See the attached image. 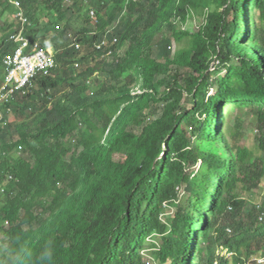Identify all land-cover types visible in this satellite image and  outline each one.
Wrapping results in <instances>:
<instances>
[{"label":"trees","instance_id":"1","mask_svg":"<svg viewBox=\"0 0 264 264\" xmlns=\"http://www.w3.org/2000/svg\"><path fill=\"white\" fill-rule=\"evenodd\" d=\"M20 2L28 36L60 66L0 123V264L264 257V136L259 158L240 120L224 129L233 106H256L264 128V0ZM13 12L0 0V68L15 51Z\"/></svg>","mask_w":264,"mask_h":264},{"label":"clouds","instance_id":"2","mask_svg":"<svg viewBox=\"0 0 264 264\" xmlns=\"http://www.w3.org/2000/svg\"><path fill=\"white\" fill-rule=\"evenodd\" d=\"M5 1L8 4H10L11 6H13V8H14V12L10 16V22L15 23V26L12 29V32L10 33L8 39H6V40L9 43L14 45L15 51H14V53L6 56L3 66L0 68V82H2L1 86H0V123L3 127L10 124L11 120L8 118V114H13V110L10 107V104L16 100V97L19 94H23V95L28 94L31 91V89L35 87L36 79L39 76L50 75L60 66V63L58 61V51L56 50L55 47H52V46L51 47H44L40 40H37V42L34 43L32 41V39L28 36L27 33H28V29H30V27H31V20L27 16L24 8L22 7L20 0H5ZM91 16L93 19H97V11L93 10L91 12ZM177 18L178 17H176V19ZM176 19H175L174 23H175V25H177V27L179 28L180 31L187 30L188 27L191 25V24H189L187 29L182 30L181 25L179 23H176ZM8 31H10L9 28H8ZM0 34H1L0 35V41H1V38L4 36V33H0ZM19 35H22L26 40H29L31 42L32 47L29 48V50L27 49V53H29V54L31 52H33L34 47L37 43H40L43 49L54 51L55 57L57 60V66L55 68L51 69V71L49 73H44V72L39 73L38 76H36L30 84H28L27 86H25L21 89L16 90L13 93H10L12 86L7 87V84L9 83V80H10V77L12 74L11 73L12 67L10 66L9 62L16 58L18 51H20L24 45L23 42L21 43V42H19V41L17 42L15 40V37L16 36L18 37ZM108 43H109L108 37H106L105 41L101 45L98 46L99 50H101ZM117 43H118V40H115L114 43L112 44V46H115ZM78 47L80 48L81 44H78ZM113 54H114V51L111 50L107 55L112 56ZM77 66L80 67V63H78ZM138 93H140V92H138ZM19 155H21V152L19 153ZM4 156H5V154H4ZM258 258H260V257H258Z\"/></svg>","mask_w":264,"mask_h":264},{"label":"rangeland","instance_id":"3","mask_svg":"<svg viewBox=\"0 0 264 264\" xmlns=\"http://www.w3.org/2000/svg\"><path fill=\"white\" fill-rule=\"evenodd\" d=\"M187 8L189 9L190 15L193 16L194 13L196 14L195 9L192 10L191 6L189 4L187 5ZM204 22H205V17L195 18L194 22L192 23L193 26L191 27L192 31L197 32L200 29V27L202 26V24H204ZM7 29H8V27H6V30ZM247 29H248L247 26H245L244 34H246ZM244 39H245V35H244ZM249 44L253 45L254 43L249 42ZM209 59L211 61L210 62V68L212 70H214V71L216 70V72H218L219 74L225 73L226 69L223 65L220 64V60H219L217 55H212L211 58H209ZM150 64H151V66H153L154 65L153 61H151ZM217 89H218L217 87L212 89L210 91V94L212 95L214 92L217 91ZM197 107H198V105L194 104L190 108L194 112H196ZM256 109H257L256 106H251V107H247V108H243V109H237V110H236L235 106L229 108V110H227V112H226L227 121H226V124H224V129L227 133L229 128L233 129L236 126V121L240 120L243 132H245L247 135L246 139L241 140V141L244 143V145L247 148H250L251 150H253L257 157L262 158L263 153L258 150V147L260 145L258 139L260 138V136H264V128H262L263 123H261L262 122L261 116H260V114L256 113V111H255ZM228 114H229V117H228ZM227 137H228V135H227ZM228 139L231 140L230 136L228 137ZM255 191L256 190H254L253 192H255ZM251 192H252V190L249 189L248 191H245L243 193V196L246 200H249L252 198ZM263 194H264V192H263ZM171 215H173L172 209H170V212H168L164 216L162 215V220L165 221L166 218L170 217ZM152 251H153V249H151V246H149V249L147 251H145L144 254L148 257L147 259H149V256H151ZM150 261H152V260H150Z\"/></svg>","mask_w":264,"mask_h":264},{"label":"built area","instance_id":"4","mask_svg":"<svg viewBox=\"0 0 264 264\" xmlns=\"http://www.w3.org/2000/svg\"><path fill=\"white\" fill-rule=\"evenodd\" d=\"M190 22V21H189ZM189 22L182 23L180 18L176 19V23L181 25L182 30L187 29ZM194 22V21H193ZM18 42H23L24 45L14 60L9 62L12 67L11 77L8 86H12L11 92L13 93L18 89H21L30 84L33 79L38 76L39 73H49L51 69L57 66V60L55 53L52 50L43 49L40 43H37L34 47L33 52L27 53V49L32 47L31 42L26 40L22 35L15 37ZM6 89V88H5ZM258 209L261 208L260 203L257 205ZM263 213L260 216V220L263 219ZM231 258V255L228 256ZM250 264H264V257L252 259Z\"/></svg>","mask_w":264,"mask_h":264}]
</instances>
